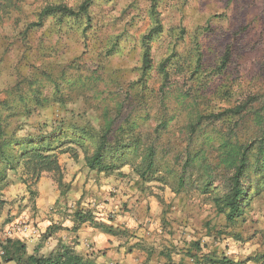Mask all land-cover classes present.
Returning a JSON list of instances; mask_svg holds the SVG:
<instances>
[{"label":"rangeland","instance_id":"obj_1","mask_svg":"<svg viewBox=\"0 0 264 264\" xmlns=\"http://www.w3.org/2000/svg\"><path fill=\"white\" fill-rule=\"evenodd\" d=\"M83 1L0 0V97L35 66L46 65L52 80L41 81L42 94L53 101L35 111L25 130L37 132L38 122L54 120L98 128L108 114L115 118L114 131L132 126L142 144L126 149L124 164L109 174L90 170L80 148L59 141L52 152L58 172L36 177L21 164L7 170L0 182V264H15L2 256L8 238L22 241L26 255L68 248L99 264H263L256 258L264 254V166L248 167L243 215L232 224L213 202L214 192L226 185L225 171L207 140L217 147L216 131L226 126L202 123L189 147L184 145L185 126L197 114L249 96L255 101L234 126L237 138L262 130L254 113L264 109V0H87L82 14L89 23L83 17L59 25L50 17L28 27L48 5L77 9ZM112 36L119 43L106 52ZM142 38L152 61L148 89L117 113V98L139 79ZM165 58L169 75L163 81L158 68ZM97 70L98 83L91 78ZM149 142L159 161L144 179L135 168L143 170ZM202 144L208 162L214 160L212 172L200 157L186 161ZM76 211L93 221L75 220ZM96 222L112 226L113 233Z\"/></svg>","mask_w":264,"mask_h":264},{"label":"trees","instance_id":"obj_2","mask_svg":"<svg viewBox=\"0 0 264 264\" xmlns=\"http://www.w3.org/2000/svg\"><path fill=\"white\" fill-rule=\"evenodd\" d=\"M88 3L87 0L83 1L77 9L60 4L48 5L38 14V20L30 23L28 27L41 26L43 20L45 21L50 17H54L59 25L62 24L63 20H79L83 17H86L89 23L91 20L89 15L82 14L87 11ZM106 43L109 45L106 52L114 50L119 43L118 36L110 37L106 40ZM142 43L144 45L141 53V65L136 68L139 72V79L132 82L129 87L127 86L125 93L120 94L117 98L115 104L117 113L121 112L123 105L126 103L142 100L145 91L148 89L146 77L152 70V61L149 45L146 44L143 38ZM168 61L169 58H165L159 63V74L163 81H166L169 75L167 71ZM198 63L199 60H197V67L193 72H197ZM222 63H225V61L222 60ZM71 64H73V60L62 65L60 72L64 74V71L70 68ZM51 75L52 71L48 66H35L32 72L23 75L13 86L6 90L3 97H0V182L6 179L7 170H14L20 164L26 171H31L36 177L45 171L58 172L59 164L55 154L52 153L58 146V144L56 146H53V144L58 143V141L59 144L72 143L76 145L82 150L86 166L90 170L105 174L111 173L124 164L123 155L126 153V149L133 148L135 151L142 144H139L138 138L131 134L132 126L125 128L118 125L116 131H114L115 118L107 116L108 114H106L104 124L98 128L88 122L85 124L71 122L69 126H64L65 120H54L48 123L38 122L36 128H34L37 132L25 130V126L34 117L35 111L53 101L50 100V97L43 96L41 82L44 78L46 81H51ZM100 77L98 70L91 76L95 82L101 80ZM151 91L152 89H150ZM201 98L205 99V97ZM254 101L255 98L249 96L245 102L240 104L200 112L185 126L188 141L184 145L185 148H188L192 142L191 135L201 130L202 123L212 125L221 123V125H217L220 129L226 126L227 130L225 132L216 131L217 147H214L213 138L207 140L209 147L217 152V164H223L225 171L226 185L220 193L214 192L213 202L218 208V212L223 213L226 220L232 224L243 215L244 204L241 203V199L246 192L243 182L248 167L251 163L257 169L264 166V109L254 113L255 123L259 129H262L258 131L259 133L255 131L252 137L241 140L237 138V132L234 130L237 122L251 112L250 107ZM48 125L50 126L49 130H47ZM162 125L164 126L165 123H162ZM64 132L71 135V137L63 140L62 135ZM125 136L129 137L130 142L124 141ZM205 145L202 144L197 154L194 157H188L186 161L191 163L196 157H200L201 161H207L204 166L205 171L212 172L214 168L211 166L214 160L209 159L208 162L207 149H204ZM143 151L141 161L143 170L141 171L139 166L135 169L140 177L147 179L145 174L155 172L159 159L153 142H149L147 146H144ZM252 157L254 158L250 162ZM198 163L201 165L200 162ZM206 185H208V181L204 184V188ZM74 217L79 222L93 221L91 216L88 217L87 212L76 211ZM94 225L102 228L107 233H113L114 231L112 226L102 222H96ZM1 248L5 261H14L15 264H99L85 259L68 248L47 256L26 255L25 244L18 239H6ZM256 259H262L264 264V254L257 256ZM222 263L230 262L229 260H222Z\"/></svg>","mask_w":264,"mask_h":264},{"label":"crops","instance_id":"obj_3","mask_svg":"<svg viewBox=\"0 0 264 264\" xmlns=\"http://www.w3.org/2000/svg\"><path fill=\"white\" fill-rule=\"evenodd\" d=\"M9 264H10V262H9Z\"/></svg>","mask_w":264,"mask_h":264}]
</instances>
